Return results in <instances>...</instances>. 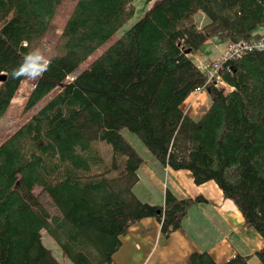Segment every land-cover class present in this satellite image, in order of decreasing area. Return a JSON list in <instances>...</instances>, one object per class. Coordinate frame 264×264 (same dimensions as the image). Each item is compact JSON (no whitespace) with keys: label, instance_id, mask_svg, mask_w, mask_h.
I'll return each instance as SVG.
<instances>
[{"label":"trees","instance_id":"obj_1","mask_svg":"<svg viewBox=\"0 0 264 264\" xmlns=\"http://www.w3.org/2000/svg\"><path fill=\"white\" fill-rule=\"evenodd\" d=\"M132 1L74 2L25 105L40 107L0 143V264H60L42 231L71 264H115L133 224L153 217L166 239L190 207L206 203L167 189L162 204L140 201L133 186L143 159L122 129L162 165L190 172L195 185L214 182L264 242V51L226 63L222 77L232 91L208 85L201 117L182 110L204 82L191 55L214 36L260 37L264 0H147L142 16L67 80L131 18ZM62 3L0 0V118ZM251 256L264 264V244L223 264H248ZM186 264L216 263L196 251Z\"/></svg>","mask_w":264,"mask_h":264},{"label":"crops","instance_id":"obj_2","mask_svg":"<svg viewBox=\"0 0 264 264\" xmlns=\"http://www.w3.org/2000/svg\"><path fill=\"white\" fill-rule=\"evenodd\" d=\"M195 17L200 24L206 21L202 13ZM257 33L264 35V30L261 28ZM210 41L197 54L191 55L195 65L199 61L219 59L231 43L227 40L223 51L211 56L207 52ZM216 48L218 45L214 44L213 51ZM209 105L207 92L193 93L184 101L182 110L197 119ZM142 159L137 170L138 181L133 186V193L140 201L162 204L167 189L181 198L201 196L206 203L190 207L181 221V228L166 239L161 236L160 224L153 217L133 224L120 238L121 245L112 257L115 264H186L187 257L196 251L206 252L216 264H223L237 254L251 255L263 246V240L244 224L240 212L223 197L214 182L195 185L188 171L172 170L153 156ZM248 264L260 263L251 256Z\"/></svg>","mask_w":264,"mask_h":264},{"label":"rangeland","instance_id":"obj_3","mask_svg":"<svg viewBox=\"0 0 264 264\" xmlns=\"http://www.w3.org/2000/svg\"><path fill=\"white\" fill-rule=\"evenodd\" d=\"M75 1L76 0H63V3L57 8L55 12L48 32L43 36L40 43L37 45V48L35 49V54L31 61V65L29 66V69L27 71V75L21 82L17 93L12 99L5 115L0 118V143L4 139H6L8 135L13 133L19 125L28 121L30 117L40 107L41 104L38 105L36 108H31L29 110L25 109L29 92L33 83L35 82L36 74L42 69L46 59L50 56L52 46L56 41L57 37L59 36V33L63 29V26L68 18V15L72 10V6ZM146 1L147 0H133L132 5L134 6V13L131 18L113 35L110 40L101 45L87 60L81 63V65H79V67L72 73L70 77L67 78V80L71 79L73 76L79 75L82 71H84V69H86L88 65H90L102 52H104L114 41H116L126 29L132 26L148 9ZM261 28L262 30H264V24L260 25L257 31H259ZM209 40L211 41L207 45V52L211 56H217L218 53L223 51V48L226 45L228 39L220 36H214ZM214 44L218 45V48H216L215 51H213ZM203 46L201 48H203ZM221 91H223L224 93L230 92L228 90L225 91L224 89ZM193 93L194 92H192L191 94ZM121 134L127 140V142L130 143L132 147H134L135 151L139 153L142 158L146 159V157L149 158L152 156L151 153L147 150V148L143 145L141 140L135 134L130 133L126 129H122ZM104 146V150H106L108 146ZM35 192L38 194L40 201L49 210V213L51 215H55L57 212L55 211L54 207L50 204L48 197L45 194L39 193V189H36ZM42 234L43 244L52 250L53 257L60 264H71V262L62 254V251L59 248L58 244L44 231H42Z\"/></svg>","mask_w":264,"mask_h":264},{"label":"built area","instance_id":"obj_4","mask_svg":"<svg viewBox=\"0 0 264 264\" xmlns=\"http://www.w3.org/2000/svg\"><path fill=\"white\" fill-rule=\"evenodd\" d=\"M254 51H264V35L251 40H240L230 43L219 59L199 61L197 68L203 74L204 82L201 86L196 87L193 92H206V87L210 84L220 90L232 91V87L227 85L222 77V71L226 63L235 60L245 53Z\"/></svg>","mask_w":264,"mask_h":264},{"label":"water","instance_id":"obj_5","mask_svg":"<svg viewBox=\"0 0 264 264\" xmlns=\"http://www.w3.org/2000/svg\"><path fill=\"white\" fill-rule=\"evenodd\" d=\"M186 53H189V51H186ZM3 80H5V75L0 76V81H3Z\"/></svg>","mask_w":264,"mask_h":264}]
</instances>
